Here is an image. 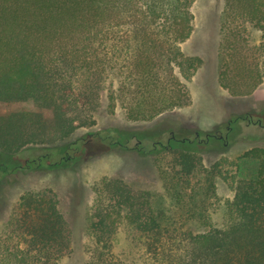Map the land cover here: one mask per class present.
<instances>
[{"label": "trees", "instance_id": "obj_1", "mask_svg": "<svg viewBox=\"0 0 264 264\" xmlns=\"http://www.w3.org/2000/svg\"><path fill=\"white\" fill-rule=\"evenodd\" d=\"M194 3L0 0V102L37 107L0 115V148L10 152L50 145L93 126L106 90L112 113L121 102L134 121H152L190 106L189 83L203 61L187 55L181 44L194 32ZM247 25L264 34V0H226L219 80L235 96L252 95L264 80V43L243 46ZM111 73L119 78L116 90L113 82L106 87ZM118 134L111 130L99 138L114 147L121 140ZM85 144L81 139L73 146ZM168 151L157 160L160 178L187 218L206 231L180 232L157 213L150 191L104 178L94 189L87 264H264V148L242 155L259 160L258 174L237 182L221 226L209 213L213 185L196 189L192 183L199 173L208 180L213 175L228 180L224 160L208 170L196 153ZM44 159H37L38 165ZM122 230L131 243L117 251ZM70 243V224L58 196L31 190L21 196L0 233V264H62Z\"/></svg>", "mask_w": 264, "mask_h": 264}, {"label": "rangeland", "instance_id": "obj_2", "mask_svg": "<svg viewBox=\"0 0 264 264\" xmlns=\"http://www.w3.org/2000/svg\"><path fill=\"white\" fill-rule=\"evenodd\" d=\"M192 11L193 35L181 44L187 55L203 61L189 83L192 104L165 112L152 121H134L127 118L121 102L112 113L106 90L93 114V126L82 127L69 138L50 145H30L10 152L0 148V233L6 229L21 196L31 190L52 191L70 224L71 243L62 264H87L94 189L104 178L120 179L136 190L150 191L160 217L170 219L180 232L203 233L205 227L187 218L186 210L175 201L174 192L160 178L157 160L169 156V149L196 153L208 170L224 160L223 172L228 180L219 175L208 180L206 173H199L192 183L196 189L208 182L213 185L209 213L215 226L223 224L237 182L254 179L258 174L259 160L241 157L255 147L264 148V80L250 96H235L224 88L217 66L226 0H195ZM243 39V46L253 48L264 43V34L247 25ZM112 82L115 90L118 89L119 78L115 73H111L107 89ZM36 110L32 103L0 102L3 116L14 111ZM111 130L121 136L114 147L99 138ZM81 139L86 144L77 149L73 144ZM41 157H45L44 163L38 165L36 160ZM121 232L116 241L117 251L129 248L131 243Z\"/></svg>", "mask_w": 264, "mask_h": 264}, {"label": "crops", "instance_id": "obj_3", "mask_svg": "<svg viewBox=\"0 0 264 264\" xmlns=\"http://www.w3.org/2000/svg\"><path fill=\"white\" fill-rule=\"evenodd\" d=\"M199 70V69H198ZM197 70V71H198ZM217 72H218V77H219V58H218V66H217ZM196 74V73H195ZM192 95V94H191ZM192 99H193V97H192Z\"/></svg>", "mask_w": 264, "mask_h": 264}]
</instances>
